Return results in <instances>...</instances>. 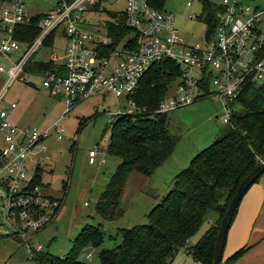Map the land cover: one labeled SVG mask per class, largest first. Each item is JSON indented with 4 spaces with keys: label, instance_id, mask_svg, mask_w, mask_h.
Here are the masks:
<instances>
[{
    "label": "built area",
    "instance_id": "obj_1",
    "mask_svg": "<svg viewBox=\"0 0 264 264\" xmlns=\"http://www.w3.org/2000/svg\"><path fill=\"white\" fill-rule=\"evenodd\" d=\"M156 1L123 0L120 8L103 5L102 0H56L30 42L14 35L18 23L30 22L27 0L1 3L0 57L10 61L0 63V184L8 199L1 213L13 226L10 236L26 243L34 262L43 246L34 247L31 235L54 221L63 204V198L43 188L38 155L46 149L45 139L51 134L61 138L65 128L56 120L42 129L16 124L10 113L17 101L7 106L3 100L12 79L22 76L27 60L49 35L65 36L63 58L50 57L53 67L44 70L42 78L43 86L61 97V117L97 93L129 95L150 66L165 59L173 60L180 72L158 104L157 111L162 113L213 97L221 102L220 119L228 123L245 82L264 80V6L251 0H211L214 26L210 27L209 9L203 2L202 39L187 43L175 14ZM102 10L108 14L105 19L99 13ZM108 10L116 14L111 16ZM110 17L132 29L116 44L110 43L113 36L106 23ZM15 51L19 54L13 58ZM121 113L118 108L113 115ZM97 153V149L89 151L90 162H95ZM87 256L91 258L90 253Z\"/></svg>",
    "mask_w": 264,
    "mask_h": 264
},
{
    "label": "rangeland",
    "instance_id": "obj_2",
    "mask_svg": "<svg viewBox=\"0 0 264 264\" xmlns=\"http://www.w3.org/2000/svg\"><path fill=\"white\" fill-rule=\"evenodd\" d=\"M188 1L163 0L162 7L175 14V21L184 40L193 43L202 39L206 27L199 16L204 5L202 0H191L190 4ZM251 1L264 6V0ZM55 3L56 0H27L26 11L32 15L38 11L50 10ZM102 3L109 7H123V0H102ZM99 13L104 19L108 16L104 10ZM89 27L93 28L91 25ZM49 38L50 42L44 40L31 55L21 72L22 76L12 79L3 100V104L7 106L11 100L17 101V106L11 110V117L16 124L42 129L56 120L65 128L61 138L52 134L47 137L44 141L46 149L38 155L43 188L48 193L63 198L62 208L54 221L31 235V243L34 247L42 245V251L64 256L71 248L75 236L86 224L102 223L103 242L97 247H85L79 255L81 260L98 264L99 252L113 248L121 241L119 229L148 223V213L172 188L175 175L189 166L197 152L213 143L227 123L220 119V100L213 97H202L169 111V131L178 139L174 151L151 175L132 170L120 195V206L125 210L124 214L115 220H104L96 212L95 206L121 160L106 151L113 113L118 108L124 113L134 112L136 107L128 94L116 97L97 93L81 101L71 112L61 117V97L52 95L43 86V70H35V67L30 66L35 60L63 58L65 36L57 33ZM18 54L15 51L12 57L16 58ZM9 62L0 57V63ZM91 149L98 150L94 163L89 162ZM102 158H105L104 161ZM7 200L6 190L0 184V264H35L28 256L26 243L10 236L13 226L5 214L1 213ZM213 214L217 215L212 210L207 214L199 230L189 239V246L195 244L214 222H209V216ZM89 253L91 258L87 256Z\"/></svg>",
    "mask_w": 264,
    "mask_h": 264
},
{
    "label": "trees",
    "instance_id": "obj_3",
    "mask_svg": "<svg viewBox=\"0 0 264 264\" xmlns=\"http://www.w3.org/2000/svg\"><path fill=\"white\" fill-rule=\"evenodd\" d=\"M3 1L0 0V4ZM203 2L209 9L206 16L209 25L213 27L212 1ZM162 4L163 0L156 1L159 7ZM47 11L32 14L27 24L18 23L14 35L20 40L32 41ZM108 12L111 16L116 14L113 10ZM106 23L113 36L112 44L132 32L127 23L117 22L115 18H108ZM49 36L45 41L50 42ZM30 66L44 71L53 67V60H35ZM179 72L178 65L171 59L154 62L129 94L135 111L113 115L106 151L121 160L95 206L104 220H115L124 214L120 195L132 170L151 175L174 151L178 139L169 131L168 112H158L157 107ZM234 103L226 128L213 143L193 156L189 166L175 175L172 188L148 213V223L119 229L121 241L113 248L102 249L98 264H171L180 249H186L203 264L213 263L224 212L242 180L264 159V80L245 82ZM211 210L218 213L217 219L189 246V239ZM103 229L102 223L86 224L73 239L66 255L38 251L35 264H94L79 259V255L85 247H97L103 242ZM248 247L221 264H228Z\"/></svg>",
    "mask_w": 264,
    "mask_h": 264
},
{
    "label": "crops",
    "instance_id": "obj_4",
    "mask_svg": "<svg viewBox=\"0 0 264 264\" xmlns=\"http://www.w3.org/2000/svg\"><path fill=\"white\" fill-rule=\"evenodd\" d=\"M11 115L10 113V117ZM12 120L14 121L13 118ZM217 217L218 213L210 215L209 222L215 221ZM245 246L249 247L228 264H264V173L248 188L238 204L227 232L222 262ZM171 264L203 263L196 260L186 249H180Z\"/></svg>",
    "mask_w": 264,
    "mask_h": 264
},
{
    "label": "water",
    "instance_id": "obj_5",
    "mask_svg": "<svg viewBox=\"0 0 264 264\" xmlns=\"http://www.w3.org/2000/svg\"><path fill=\"white\" fill-rule=\"evenodd\" d=\"M263 173H264V159L261 160L260 163L250 173H248L246 175V177L240 183V185H239L236 193L232 197L231 201L229 202V204H228V206L224 212V215L222 217L219 228H218V232H217V236H216L215 252H214L212 264H221L227 232H228V229H229L230 224L232 222L235 210L238 207V204H239L242 196L245 194V192L248 190V188L254 182H256V180H258V178Z\"/></svg>",
    "mask_w": 264,
    "mask_h": 264
}]
</instances>
